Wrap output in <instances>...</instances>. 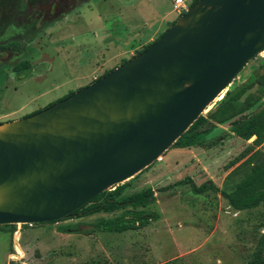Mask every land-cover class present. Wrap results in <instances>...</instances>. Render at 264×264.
I'll return each instance as SVG.
<instances>
[{
	"label": "rangeland",
	"instance_id": "374dc122",
	"mask_svg": "<svg viewBox=\"0 0 264 264\" xmlns=\"http://www.w3.org/2000/svg\"><path fill=\"white\" fill-rule=\"evenodd\" d=\"M191 2L185 0L188 7ZM179 16L172 10V0H82L46 25L22 55L34 67L26 77L16 79L12 63L5 62L7 52H2L0 123L37 112L91 84L134 56L150 36L153 41L162 35ZM17 32L9 29L0 47L7 49L19 39ZM263 63L264 50L242 67L229 88ZM247 93L264 103V77ZM209 121L215 126L201 145L186 152L170 147L142 171L117 184L125 185L123 195L152 188L154 201L137 209L157 212L156 221L121 233L98 229L84 233L102 219L132 210L127 207L57 222L1 225L0 264H245L264 233L261 206L235 211L219 191L194 194L187 183L175 184L189 177L196 185L211 180L220 190L231 191L252 165L263 160L254 151L264 154V142L252 147L249 158L232 163L255 136L243 139L231 131L229 121ZM64 226L75 230L61 232Z\"/></svg>",
	"mask_w": 264,
	"mask_h": 264
},
{
	"label": "water",
	"instance_id": "95a60500",
	"mask_svg": "<svg viewBox=\"0 0 264 264\" xmlns=\"http://www.w3.org/2000/svg\"><path fill=\"white\" fill-rule=\"evenodd\" d=\"M263 50L264 0H197L91 84L0 123V225L63 219L142 171Z\"/></svg>",
	"mask_w": 264,
	"mask_h": 264
},
{
	"label": "trees",
	"instance_id": "16d2710c",
	"mask_svg": "<svg viewBox=\"0 0 264 264\" xmlns=\"http://www.w3.org/2000/svg\"><path fill=\"white\" fill-rule=\"evenodd\" d=\"M195 1L197 0H192L191 4ZM20 5L23 7V1H20ZM174 22L175 20L172 23ZM153 41H150L141 49H138L133 55L146 49ZM13 71L19 76L18 79L20 80L30 73V68L25 61H21L13 67ZM108 72L109 71L105 72L103 75ZM262 77H264V63L257 69L253 70L240 84L228 88L223 93L222 98L216 103V108L214 110L213 108L210 109L206 116L200 115L188 127V129L176 139L171 147L186 148L199 146L202 144L204 136L210 133L215 126L214 123H209L210 119L215 123H223L234 118L229 121L231 131L240 138L249 139L250 137L255 136V139L253 140L252 145L247 146L237 157H235V159H233L232 163L248 156L252 151L253 146L258 147L264 142V103H258L257 98L250 93H247L259 83ZM71 93L73 92L71 91L69 94ZM244 111H247V113L239 119L235 118V115ZM207 124L208 126L206 127ZM258 153L263 155V160L252 165L250 173L237 182L231 191L220 190L211 180L196 185L189 177H185L184 179L177 181L175 184L180 185L187 183L194 194H203L208 190L219 191L227 200L228 205L235 211L250 210L261 206V216L264 224V154L259 150L254 151V154ZM250 156L252 155H249L247 158ZM124 188V184L115 185L112 191L107 190L99 193L88 203L57 221L72 217L90 216L101 212H112L127 207L132 208L131 211L115 218L100 220L94 225L95 229L84 231L85 234H88L97 229L111 233L137 230L149 225L151 222L156 221L159 218V214L155 211L137 209L138 207H146L154 201L155 197L152 188L147 187L140 191L123 195L122 192ZM6 225L8 226L9 224ZM74 230L75 229L70 228V226L60 228L61 232H74ZM245 264H264V233L258 238L254 250L248 253V259Z\"/></svg>",
	"mask_w": 264,
	"mask_h": 264
},
{
	"label": "flooded vegetation",
	"instance_id": "af4514ba",
	"mask_svg": "<svg viewBox=\"0 0 264 264\" xmlns=\"http://www.w3.org/2000/svg\"><path fill=\"white\" fill-rule=\"evenodd\" d=\"M20 1H23V7H21ZM81 1L0 0V39L7 34L9 29H14L21 35L19 39L10 42L7 49L0 47V58L3 55L2 52H7L5 62L12 63V70L18 63L25 61L30 68V72H32L34 70L33 64L27 57H22V55L35 44L34 42L38 39L40 31L46 25L56 22L59 17L71 11ZM28 44H31V46L27 47ZM13 73L18 79L19 76L14 71Z\"/></svg>",
	"mask_w": 264,
	"mask_h": 264
},
{
	"label": "built area",
	"instance_id": "2783aa9c",
	"mask_svg": "<svg viewBox=\"0 0 264 264\" xmlns=\"http://www.w3.org/2000/svg\"><path fill=\"white\" fill-rule=\"evenodd\" d=\"M188 8L185 0H173L172 10L176 12L177 15H181Z\"/></svg>",
	"mask_w": 264,
	"mask_h": 264
},
{
	"label": "crops",
	"instance_id": "0c3cea01",
	"mask_svg": "<svg viewBox=\"0 0 264 264\" xmlns=\"http://www.w3.org/2000/svg\"><path fill=\"white\" fill-rule=\"evenodd\" d=\"M172 2H173V0H172ZM152 36H150L149 38H148V41H147V43H149L150 41H152ZM136 49H138V46H136L135 48H133V50H136ZM179 149V148H178ZM180 151H182L183 150V152H186V151H192V149L191 148H189V147H186V148H183V149H179Z\"/></svg>",
	"mask_w": 264,
	"mask_h": 264
}]
</instances>
